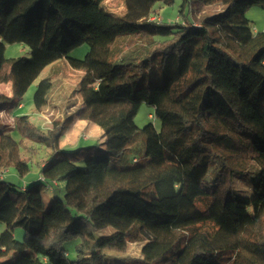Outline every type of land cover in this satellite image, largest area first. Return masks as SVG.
I'll use <instances>...</instances> for the list:
<instances>
[{
  "label": "trees",
  "instance_id": "1",
  "mask_svg": "<svg viewBox=\"0 0 264 264\" xmlns=\"http://www.w3.org/2000/svg\"><path fill=\"white\" fill-rule=\"evenodd\" d=\"M105 1L0 0V85L11 84L0 108L14 109L48 66L88 45L74 116L103 131V147L62 151L74 116L49 131L15 116L21 140L0 130V264H108L106 252L124 254L131 243L142 244L139 257L123 258L131 264H264V31L246 16L264 0H182L184 16L197 4L199 23L158 20L155 6L176 0H122V15L104 11ZM129 34L154 41L142 58L115 62ZM6 44L27 45L32 57L8 59ZM52 86L50 77L39 82L36 110ZM144 103L160 130L137 126ZM138 131L144 160L119 165L112 157ZM25 141L58 154L37 162L31 188L2 178L10 167L31 172L37 150L22 156ZM255 167L254 195H242L236 179ZM107 227L117 234L98 242ZM75 240L71 259L65 245Z\"/></svg>",
  "mask_w": 264,
  "mask_h": 264
},
{
  "label": "rangeland",
  "instance_id": "2",
  "mask_svg": "<svg viewBox=\"0 0 264 264\" xmlns=\"http://www.w3.org/2000/svg\"><path fill=\"white\" fill-rule=\"evenodd\" d=\"M182 0H176L174 6H164L157 4L156 9L159 10L157 19L162 22H176L178 19L184 20L185 18H193L196 23H199L203 13L198 10L196 3L190 5L185 10V15L181 14ZM104 11L111 12L116 15H122L124 13V2L122 0H106L102 4ZM247 18L251 21V25L254 31H264V7L254 6L250 8L246 13ZM157 39V38H156ZM154 41L151 37H140L136 35H123L120 37L116 47L122 45L123 52L117 54L115 62L129 61L133 59L142 58L147 52V48ZM89 51L88 45H83L58 62L48 66L40 75V77L30 87L21 102L12 110L3 107V111L0 112V130L5 132H12L13 137L16 140H21L20 134L15 129V116H29L31 121L41 127L44 131L55 130L62 126H65L66 119L70 116L76 115V112L81 107V96L79 93V84L82 78L87 73V64L85 62V56ZM6 57L8 59L13 58H28L32 57L30 48L25 44H6ZM50 77L52 79V89L47 97V105L42 110L38 111L34 105V95L36 93L39 82ZM11 84L0 85V95L9 97ZM22 108H19V105ZM14 114V116L12 115ZM152 123L157 130H160L161 123L155 117V109L153 106L146 103L142 104L138 115L136 116V124L140 129H143L148 124ZM68 131H65L66 137L60 142V150L67 151L80 147L99 146L103 147V131L98 126L79 120L74 116V121L71 125H68ZM16 131V132H15ZM144 140L145 137L141 131L134 137L133 141L128 144L126 151L120 156H113L114 161H118L119 165H125L132 162L133 158H136L139 162L144 160ZM27 142V141H25ZM26 147L21 150V155L24 157L33 156L30 149H36L37 155L33 158L31 172L21 177L15 168L10 167L2 174V178L6 181L16 185L17 187L31 188L35 185L37 180L41 177V167L37 165V162L46 160V158L57 157L58 154L46 150L44 147L39 146L33 142L25 143ZM219 164L217 161L212 162L210 173L207 177L208 180L214 179L218 173ZM259 175V168L255 167L252 172L245 174L243 177L245 182L239 178L236 179L237 188L240 189L239 193L252 197L254 195L252 186L255 181V176ZM47 205L53 202L49 189L45 188L43 191ZM6 230V225L0 222V233ZM117 231L111 227L104 228L100 232L94 235V238L98 242L106 241L115 236ZM15 237L17 240L22 241L24 238V231L20 228L15 230ZM78 241H71L65 245L68 249L69 257L75 258V245ZM142 244L131 243L124 254L106 252L105 260L108 264H131L130 262H124L125 256L139 257ZM14 254L5 259L11 260Z\"/></svg>",
  "mask_w": 264,
  "mask_h": 264
},
{
  "label": "crops",
  "instance_id": "3",
  "mask_svg": "<svg viewBox=\"0 0 264 264\" xmlns=\"http://www.w3.org/2000/svg\"><path fill=\"white\" fill-rule=\"evenodd\" d=\"M254 32L257 33V32H260V31H254ZM9 96H11V89H10V92H9ZM19 108H20V109L22 108V105H21V104L19 105ZM3 109H4L3 107L0 108V112L3 111ZM12 115L14 116L13 113H12ZM68 129H69V128H67L66 131H68ZM65 137H66V134L64 133V136L62 137V141L65 139Z\"/></svg>",
  "mask_w": 264,
  "mask_h": 264
}]
</instances>
